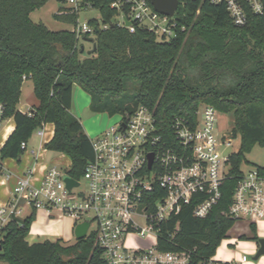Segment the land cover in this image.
Returning a JSON list of instances; mask_svg holds the SVG:
<instances>
[{
	"label": "trees",
	"instance_id": "1",
	"mask_svg": "<svg viewBox=\"0 0 264 264\" xmlns=\"http://www.w3.org/2000/svg\"><path fill=\"white\" fill-rule=\"evenodd\" d=\"M48 1L0 0V103L2 117L15 121L0 159H19L24 152L21 143L44 123H53L54 134L45 147L70 158L69 174L84 175L94 151L82 122L71 111L74 83L90 95L93 113L126 116L144 104L166 124L174 115L195 116L201 103L223 113L234 112L233 134L240 143L231 156L234 167L223 185L221 201L204 218L193 216L194 204L183 206L163 225L159 238L162 250H187L192 264L206 263L235 223L224 211L231 202L239 167L255 146L264 145V17L250 14L246 25L237 26L223 5L179 0L176 15L187 30L176 39L163 41L146 30L131 33L113 27L97 32L89 49L95 46V50L89 53L72 28L52 30L32 19V12ZM59 3L56 19L76 24L79 15L70 13L63 0ZM97 5L109 22L113 15L109 0H98ZM28 79L38 100L31 115L18 108ZM34 218L35 211L8 224L1 240L2 261H101L93 233L71 244L63 240L30 244L26 238ZM177 223L179 230L172 234ZM241 238L257 239L256 227L251 226V235Z\"/></svg>",
	"mask_w": 264,
	"mask_h": 264
},
{
	"label": "built area",
	"instance_id": "2",
	"mask_svg": "<svg viewBox=\"0 0 264 264\" xmlns=\"http://www.w3.org/2000/svg\"><path fill=\"white\" fill-rule=\"evenodd\" d=\"M194 1L223 5L237 26L246 25L250 14L264 17V0ZM97 2L63 0L65 8L79 18L85 11L98 12V17L83 22L78 18L72 25L79 40H86L87 36L86 41L93 43L97 32L113 27L131 33L146 30L163 41H172L187 30L176 15L177 10L173 15L164 14L155 9L152 0H109L113 10L109 22L104 21ZM2 112L0 103V124L4 120ZM28 113L31 115L30 110ZM220 113L212 104L201 103L195 116L174 115L161 124L154 111L141 104L117 125L90 137L94 157L81 178L69 174L70 160L67 165L60 161L38 169L36 164L18 177L10 199L0 203V244L11 221L25 218L27 210L31 213L42 209L52 218H72L74 228L89 221L85 238L91 233L95 235V243L102 252L98 264H192L190 251H164L159 238L163 225L178 215L183 206L194 204L193 216L204 218L222 199L223 185L234 167L231 156L237 151L225 150L238 136L233 134V128L226 133L219 130ZM50 131L52 135L54 131L48 123L38 128L45 144L51 140ZM21 148L28 151L27 141L21 143ZM31 154L35 156L33 150ZM59 158L68 156L60 153ZM2 169L0 160V173L9 178L11 175ZM67 176L78 184L68 187ZM224 214L235 221L228 235L233 228L241 230L246 226L251 230L258 221H264V161L250 165L247 159L243 160ZM178 230L179 223L172 234ZM238 233L234 246L245 235ZM133 235L154 236L156 241L151 247L131 246L128 238ZM248 260L247 254L230 260H214L212 256L204 264H245ZM0 264L7 263L0 259Z\"/></svg>",
	"mask_w": 264,
	"mask_h": 264
},
{
	"label": "rangeland",
	"instance_id": "3",
	"mask_svg": "<svg viewBox=\"0 0 264 264\" xmlns=\"http://www.w3.org/2000/svg\"><path fill=\"white\" fill-rule=\"evenodd\" d=\"M60 6L59 0H49L44 6L39 9H36L32 12V19L36 22L43 21L50 29L59 30V29H71L72 24L60 21L56 19L54 13L57 11ZM90 17H98V12L95 10L85 11L80 14L79 20L83 22L85 19ZM84 45L86 52L92 47V43L86 40H81ZM75 91L77 93L76 103L72 109V113L80 119L84 127L85 132L89 137H96L101 134L103 131L108 129L111 126L117 125L122 121V114L109 115L106 112L103 113H93L90 109L89 98L86 93L76 85ZM26 93L24 92L23 98L25 99ZM23 99V100H24ZM26 101V100H25ZM235 124V115L234 112L223 113L221 112L218 117V128L222 133L230 132ZM52 131H50L51 135ZM38 134V129L33 133V137H36ZM37 138V137H36ZM240 138L238 136L231 147H227L225 152L232 153L239 148ZM60 153L55 151H49L47 153V159L59 157ZM247 161L250 165L263 163L264 161V149L262 146H255L251 152L247 154ZM56 162L61 161V165H67L69 163V158H55ZM72 219V218H71ZM73 220V219H72ZM74 221V220H73ZM247 236L251 235V230L246 226L243 229L233 228L230 234L224 238L219 246L216 249V252L213 256L214 260H230L238 259L242 254H247L249 257L248 262L245 264H264V255H261L258 259H254L255 254L258 251V240L264 238V221L260 220L257 222L256 234L257 239L253 238H238L237 246H234V240L239 236L240 232ZM69 243H74L76 241V236L73 233L68 238ZM154 236L141 237L133 235L128 238V244L131 246H142V247H151L155 244ZM204 264V263H201Z\"/></svg>",
	"mask_w": 264,
	"mask_h": 264
},
{
	"label": "crops",
	"instance_id": "4",
	"mask_svg": "<svg viewBox=\"0 0 264 264\" xmlns=\"http://www.w3.org/2000/svg\"><path fill=\"white\" fill-rule=\"evenodd\" d=\"M76 85L78 84L74 83L73 85L71 111L73 109V106H75L74 104L76 103V98H77V93L75 91ZM79 87L81 86L79 85ZM81 89L84 91V93L88 95L89 104H90L91 102L90 95L82 87ZM24 92L26 93L25 99L23 98ZM37 103L38 100L34 95V85L32 80L30 79L25 80L22 86L20 102L18 104L19 110H21L22 112H28ZM48 125L54 131V124L48 123ZM14 128H15V121L13 117L4 119L3 122L0 124V149L4 145L5 141L12 133ZM53 134L49 135L50 137L48 140H50V138L53 137ZM36 137L32 136L27 141L28 151H24L19 159L11 158V157L6 158L4 160L0 159L2 162V168H3L2 171L8 172L11 175L9 178H4L2 173H0V203H5L10 199L11 192L15 187L19 176L26 173L27 170L31 169L36 164L38 169L44 165L56 162L55 158H59V157H55V158L47 159V153L51 150L46 149L44 147L46 141H44L41 136L37 134ZM43 148L45 150H42ZM32 150L34 151L35 156L31 154ZM38 153L40 154V156H36ZM2 181L4 182L2 183ZM26 212H27V216L32 213V212L30 213L29 210H27ZM74 229H75L74 221L70 217L52 218L48 215V213L45 210L40 209L35 211V218L31 223L30 231L29 234L27 235L26 240L30 244L36 242H43L45 240H50V241L63 240L66 244H71L69 243L68 238L73 233Z\"/></svg>",
	"mask_w": 264,
	"mask_h": 264
},
{
	"label": "water",
	"instance_id": "5",
	"mask_svg": "<svg viewBox=\"0 0 264 264\" xmlns=\"http://www.w3.org/2000/svg\"><path fill=\"white\" fill-rule=\"evenodd\" d=\"M152 3H153L156 10H158L159 12H162L164 14H167V15H173L179 6V0H152ZM128 23H129V21L127 22V24ZM82 50H84V47H82ZM94 50H95V46L91 50H89L88 52L91 53ZM125 115L127 116L128 113H126ZM152 160H153V154L150 155L149 166H151ZM65 179L68 183V187H72L73 185L78 184V182L75 179H73L69 176H67ZM89 227H90L89 221H83V222H80L79 224H77L75 229H74V233H75L76 238L77 239L85 238V236L87 234V230ZM258 242L260 244V247L254 256V259H258L261 255H264V238H260L258 240ZM1 250H2V245L0 244V251Z\"/></svg>",
	"mask_w": 264,
	"mask_h": 264
}]
</instances>
